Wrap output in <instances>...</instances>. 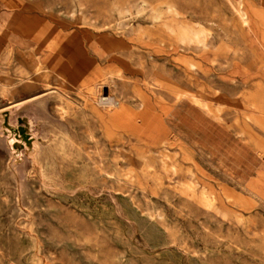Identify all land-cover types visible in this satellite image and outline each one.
Segmentation results:
<instances>
[{
  "label": "rangeland",
  "instance_id": "obj_1",
  "mask_svg": "<svg viewBox=\"0 0 264 264\" xmlns=\"http://www.w3.org/2000/svg\"><path fill=\"white\" fill-rule=\"evenodd\" d=\"M6 1L30 40L0 28V264H264V0ZM102 35L124 64L60 67Z\"/></svg>",
  "mask_w": 264,
  "mask_h": 264
},
{
  "label": "bare ground",
  "instance_id": "obj_2",
  "mask_svg": "<svg viewBox=\"0 0 264 264\" xmlns=\"http://www.w3.org/2000/svg\"><path fill=\"white\" fill-rule=\"evenodd\" d=\"M119 12H120V10H119ZM127 12H129V11H127ZM153 21L156 22L155 23L156 27L154 28L155 34L168 32L170 35H172L176 39L190 40L192 38V35H193L192 30L179 25L176 17L166 19L160 13L155 11L154 15H153ZM35 24H36V22H35ZM27 25H28V23H27ZM25 40L28 41V40H30V38L18 37L16 42L17 43H23ZM9 41L11 42V38L9 39ZM74 43H75V41L72 39H71V41L70 40L69 41H62V42H59L57 44L56 48L53 50L55 52V55H57L58 57H59V55L56 54V52H61L62 54H64V53L66 54L68 52L71 53L69 57H67V58L63 57V61L60 62V67L62 69H66L67 67H70V70L68 72V75H70V76H72L74 73L78 74V72L83 73V71H84L83 68L85 66V64L82 60V57H78V59H76V57H75L76 54L73 55L74 53H80L81 56L84 53H85V55L92 53L98 59L103 60V62H106V65H116L118 63L124 64L123 53L125 52L127 45L124 42V40L121 38H115V37L109 36V35H102V36H99L97 38H91V39L83 40L82 42H79L77 45H75ZM7 48H8V50L11 49L10 43L7 45ZM53 51L51 53H53ZM103 54H105V57L102 58ZM98 70L99 69H97V68L94 69L93 71H91L90 75L88 76L90 80H93L94 84H96V82H97V84H96V90L97 91H99V88L101 87V85L105 81L102 78H100V79L98 78V73H99ZM105 85H107V84H105ZM30 88H32V85L29 82H26L24 85L18 83L15 86L14 90L15 91H19L20 89L28 90ZM108 93H109V91H108ZM95 102H96V104H100V105H104V106L105 105L111 106V105L117 104L118 101L115 100L110 95L102 96L101 94L100 95L97 94V97L95 98ZM31 106H33V105H31ZM64 112H65V110H64ZM105 118H106V116H105Z\"/></svg>",
  "mask_w": 264,
  "mask_h": 264
},
{
  "label": "crops",
  "instance_id": "obj_3",
  "mask_svg": "<svg viewBox=\"0 0 264 264\" xmlns=\"http://www.w3.org/2000/svg\"><path fill=\"white\" fill-rule=\"evenodd\" d=\"M7 2L8 1H6V0H0V28L2 29L1 35L3 36L2 38H3L5 49L9 43H10V46L14 49V48H18L16 46V40L18 39V37H22V36L18 35L13 29L14 26H16V24L18 22L17 21L18 16H17V13L14 12V9L13 8L11 9L7 5L8 4ZM8 38L9 39L11 38V42L9 41ZM27 38H29V37H27ZM29 46L33 47L32 44L28 45L27 47H29ZM47 65L51 66L53 64L48 61Z\"/></svg>",
  "mask_w": 264,
  "mask_h": 264
}]
</instances>
